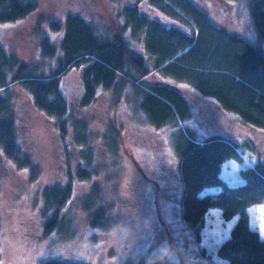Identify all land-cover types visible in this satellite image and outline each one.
I'll list each match as a JSON object with an SVG mask.
<instances>
[{"label": "rangeland", "instance_id": "obj_1", "mask_svg": "<svg viewBox=\"0 0 264 264\" xmlns=\"http://www.w3.org/2000/svg\"><path fill=\"white\" fill-rule=\"evenodd\" d=\"M34 1L37 8L25 20L4 24L0 28V41L14 57L27 65L26 73L57 69L66 14H79L100 37L105 35L126 41L143 55L148 73L136 80L139 86L166 85L185 97L191 107V117L185 124L192 130L204 137L222 133L236 138L238 143L250 142L253 152L239 148L241 161L227 159L221 166V177L229 185L243 182L240 168L253 166L258 160L264 162V134L256 131L244 134L234 115L223 112L190 85L166 78L149 62L145 37H141V32L134 35L132 24L129 25L131 20L125 17L126 13L120 12L128 6L134 8L132 13L148 20L159 19V23L168 27L169 16L159 12L151 3L144 7L142 0ZM190 1L206 13L214 25H224L264 48L250 16V0ZM177 11L184 14L182 10ZM51 22H60L62 28L53 31ZM37 31L39 35L35 36ZM43 36L47 41L40 43ZM51 48L53 58H48L44 53ZM172 68L174 72H183L175 65L167 69ZM199 72L205 73L202 69ZM129 74L137 76L135 71ZM77 79L75 73H67L63 78L64 84L72 88H69L70 92L66 89L70 101H76L79 96L75 91ZM139 86L130 81L126 72L117 71L110 88L98 86L93 102L75 112L74 121L83 123V134L90 131L96 136L89 147L100 152L101 158L97 162H101L99 166L103 170L97 172L90 182L75 185L71 199L66 201L61 212V229L45 226L53 210H48L44 193L50 194V190L64 183L61 178L66 169L63 155L75 149L70 147L71 141L68 140L69 149L62 153L63 147L56 143L55 124L34 109L24 91L17 89L14 92L17 135L32 163L31 169L8 166L9 162L0 149V264H38L53 258L84 264L138 263L144 258L145 264H152L157 256L164 257L169 264H227L217 254V248L229 238L236 218L225 220L220 210L212 207L207 212L199 240L192 239L180 220V184L176 158L169 145V127L151 128L146 115L135 108L134 102L141 92ZM64 122L66 124L67 120ZM111 132L118 136V147L113 136H109L104 147H100L103 136ZM218 190V187H206L200 195ZM86 198L93 207L85 209L74 204L80 200L85 203ZM262 210L263 204L247 208L250 226L264 239Z\"/></svg>", "mask_w": 264, "mask_h": 264}, {"label": "trees", "instance_id": "obj_2", "mask_svg": "<svg viewBox=\"0 0 264 264\" xmlns=\"http://www.w3.org/2000/svg\"><path fill=\"white\" fill-rule=\"evenodd\" d=\"M149 3L169 16L168 27L159 23V19L148 20L136 12L132 13L134 8L128 6L120 13H126L125 17L131 20L129 25L132 24L134 35L141 32V37H145V49L150 53L147 58L154 69L161 71L166 78L190 85L223 112L234 115L238 128L244 134L253 131L264 134V48L224 25H214L212 19L190 0H142L144 7ZM36 8L34 0H0V28L4 24L25 20ZM249 11L264 46V0H250ZM66 15L59 45L61 55L57 58L58 67L54 71L39 72V69L26 73L27 65L14 57L0 41V149L8 164L19 169H31L32 163L17 135L18 120L14 113V92L17 89L24 91L34 109L55 124L56 131L60 133V142L67 145L69 140L70 147L75 149L64 154V183L57 184L58 187L50 190V194L44 193L48 210H53L45 226L56 229L62 228L61 212L66 201L71 199L75 185L90 182L97 172L102 173L103 170L99 166L101 162H97L101 158L100 152L89 147L96 136L90 131L83 134V123L74 121L75 111L67 105L64 76L67 73L78 76L83 93L77 107L83 108L93 102L98 86L101 85L103 89L111 87L117 71L126 72L130 81L137 86L136 80L148 73L143 55L126 41L105 35L104 38L100 37L85 17L70 12ZM50 27L58 32L62 24L51 22ZM38 35L37 31L35 36ZM40 39V43L47 41L46 36ZM50 52L52 48L44 54L53 58ZM163 63L167 65L163 66ZM173 65L183 72L167 69ZM201 69L205 73L199 72ZM130 71H135L137 76L131 77ZM139 87L141 92H138V100L134 102L135 108L146 115L151 128L160 130L169 127V145L176 158V174L180 184V220L192 239L199 240L210 208H218L223 219L236 220L229 238L218 246L217 254L227 264H264V239L250 226L247 212L252 205H264V162L258 160L253 166L240 168L239 175L243 179L240 184L229 185L221 177V166L227 159L241 161L239 148L253 152L250 142L238 143L236 138L222 133L201 136L185 124L191 117V107L179 91L160 84H142ZM64 119L67 120L66 124ZM111 133L103 136L100 147H104L109 136H113L118 147V136ZM200 136L204 138L199 139ZM210 186L219 190L200 195ZM87 198L86 204L83 200L74 204L89 209L93 206ZM133 263L145 264V260L142 258L138 263ZM38 264L84 263L53 258ZM152 264L169 263L164 257L157 256Z\"/></svg>", "mask_w": 264, "mask_h": 264}, {"label": "flooded vegetation", "instance_id": "obj_3", "mask_svg": "<svg viewBox=\"0 0 264 264\" xmlns=\"http://www.w3.org/2000/svg\"><path fill=\"white\" fill-rule=\"evenodd\" d=\"M68 82H69V80H68ZM65 83V82H64ZM78 83V84H77ZM75 84H77V89L75 90V91H77V93H78V99L75 101H70L69 100V98L66 96V98H67V105L69 106V107H71L72 106V108H73V110L75 111V112H78L79 111V109H81L80 107H77V105L79 104V102L81 101V97H82V93H83V90H82V87H81V84L79 83V80L77 79V81H75ZM66 84H64V86H65ZM75 86V85H74ZM68 88V90H69V88H71L70 86L69 87H67ZM62 90H63V92H64V90H65V88L63 87L62 88ZM68 90H67V93H68ZM70 90H72V88L70 89ZM70 90H69V92H70ZM65 94V93H64ZM65 95H67V94H65ZM55 133H56V143H57V145H59L60 144V148H62L60 151H62V153L65 151V149L66 148H68L67 147V145L66 146H64V145H62V143L60 142V139H59V131H55ZM59 143V144H58ZM68 143V142H67ZM62 145V146H61ZM63 159H64V155H63ZM8 166H10V164H7ZM12 166V165H11ZM66 170L64 169V171H63V173L65 174L66 172H65ZM64 177V176H63ZM62 178V177H61ZM62 179H65V178H62Z\"/></svg>", "mask_w": 264, "mask_h": 264}, {"label": "snow or ice", "instance_id": "obj_4", "mask_svg": "<svg viewBox=\"0 0 264 264\" xmlns=\"http://www.w3.org/2000/svg\"><path fill=\"white\" fill-rule=\"evenodd\" d=\"M262 211H264V210H262ZM262 229H264V223H262Z\"/></svg>", "mask_w": 264, "mask_h": 264}]
</instances>
